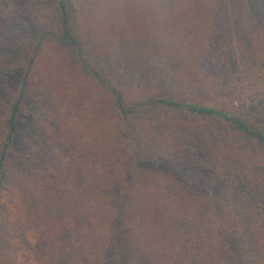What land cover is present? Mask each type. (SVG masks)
I'll return each instance as SVG.
<instances>
[{
	"label": "rangeland",
	"instance_id": "rangeland-1",
	"mask_svg": "<svg viewBox=\"0 0 264 264\" xmlns=\"http://www.w3.org/2000/svg\"><path fill=\"white\" fill-rule=\"evenodd\" d=\"M242 1L246 6L253 2ZM212 2L216 0H76L88 69L99 68L130 97L162 85L171 97L244 113L264 125V34L262 38L255 35L257 52L249 66L246 54L233 58L229 84L218 90L201 84L202 66L209 72L213 67L206 61L196 66L192 49L212 47L214 32L206 18ZM59 31L57 0H0V118L41 40L15 147L0 185V264H92L77 244L74 253L69 252L70 247L63 250L66 239L57 227L65 222L68 228L74 217L70 218L76 210L70 199L72 191L78 190L85 200L101 193H119L114 177L123 165L129 171L126 192L133 193L138 202L134 207L150 220L146 228L139 227V233L134 232L136 226L132 228L133 264H184L179 250L185 246L183 252L190 251L186 238L195 235L178 227L176 232L173 219L177 224L181 219L196 224L195 230L202 234L196 235V241L206 238L212 244L213 254L203 252L198 261L264 264V229L261 231L262 220L257 219L264 215V181L259 183L260 173L254 172L251 156V150L256 153L259 148L205 118L161 116L163 125L157 131L141 132L151 156L148 162L135 159L139 149L136 151L129 134L113 132L107 149L112 171L108 184L100 181L93 187L82 181L64 184L55 195L47 192L39 177L48 171L45 164L56 168L70 165L74 157L81 160L87 156L83 147H89L83 145L82 128L93 125L94 130L110 124L98 86L83 74L74 50L59 38ZM224 42V36L218 35V56H224L229 47ZM185 44L195 45L190 49ZM214 50H210L211 57ZM57 110L65 112L66 146L52 136L49 143L40 137L50 123L49 112ZM90 143V160L95 161L94 150L101 142ZM231 154L232 167L221 168ZM213 156H217L216 162ZM228 172L235 173V178L226 179ZM122 222L115 219L107 234L119 232ZM144 244L149 246L148 252H142ZM102 258L101 264H117L109 252Z\"/></svg>",
	"mask_w": 264,
	"mask_h": 264
},
{
	"label": "trees",
	"instance_id": "trees-1",
	"mask_svg": "<svg viewBox=\"0 0 264 264\" xmlns=\"http://www.w3.org/2000/svg\"><path fill=\"white\" fill-rule=\"evenodd\" d=\"M212 3L207 11L210 16L206 18L210 19L213 28L214 38L212 39L213 44L211 49L215 50L211 54V57V49L200 45V47L192 49V53H195L192 60H195L196 66L204 65L206 61L207 64L213 67L209 72L207 67L202 66L200 69V74L203 75L201 84L209 90H218L222 84H229L233 58L236 59L237 54L240 56L246 54L245 64L249 66L257 52L255 35H259L262 38L264 34V0H253L250 6L243 4L242 0H216V2ZM57 6L60 18L59 38L74 50L83 74L93 79L98 86L100 95L103 97L102 101L107 106L103 107L107 111L105 114L110 124H108V128L103 125L101 127L95 126L96 129L94 130L93 125H85L86 127L82 128L83 137L86 142L83 145L89 147H83V151H85L87 156H83L81 160L77 157L70 158V165L66 163L64 165H57L55 166L56 168L51 167L50 164H45L48 171L39 177L44 180L47 192H52L55 195L56 191L62 190L64 184L78 185L82 181L93 187L96 186L93 184H97L100 181L108 184L107 182H110L108 177L112 178V171L109 168L110 160L107 149L111 143L110 139L113 132L116 135L119 133L129 134L133 138L136 151L139 149L138 155L135 157L138 162L151 161V156H149L150 154L146 150L145 137H143V133L141 134V132L150 133L157 131L163 125L162 121L164 120L161 116L165 117V115H179L180 118H205L219 125L226 126L238 136L239 140L249 141L253 148H259V151L256 153L251 150V156L254 161L253 170L260 173L261 180L259 183L264 181V125L256 123L254 119L250 118V120L244 113L229 112L224 108L171 97L162 85L146 94L130 97L102 70L96 67L88 69L77 21L79 9L76 0H57ZM220 34L224 36V45L229 42V47L224 56L217 55L218 50L216 47L220 43H216V41ZM193 45L195 44H188L186 47H194ZM40 47L41 40H38L27 61L26 71L21 78L20 84L10 102L5 105V112H3L0 118V185H2L6 178V165L8 166L10 163V154L15 147L16 129L20 116L23 114L22 109L27 99V91L31 82L30 72H32L36 53ZM210 58H213V60ZM225 71H227L226 74H222ZM49 114L50 123L45 126L44 134L40 135L41 139L49 143L52 136L54 140L62 142L65 146L68 145V128L65 123V112L57 110V112H49ZM91 141H98V144L101 142L100 147L94 150L97 156L95 161L90 160V151H92ZM168 143L173 144L171 141H168ZM235 148L240 149L238 146ZM237 149L235 150L237 151ZM67 154L69 157L73 156L71 151H68ZM232 157L233 155L231 154L227 160L219 158L220 162L224 160L221 168H226V165L228 168H231L233 165ZM195 158L196 160H202L196 155ZM216 158L217 156H213V161ZM76 162L77 164L72 166ZM134 163L136 164L135 160ZM190 163L193 164V161ZM24 165L28 168L30 167L26 163ZM123 166L124 168L114 177L120 185V190L117 194L106 196L104 193H101L97 197H87L85 200L82 198L84 195L81 196L78 190L72 191L73 195L70 199L75 204L73 210L76 208L75 214L71 213L70 216V218L74 216L71 219L72 222L70 221L68 228L65 222H61L60 224L62 225L57 227L64 234L63 239H66V245L63 250L70 247L68 249L69 252L74 253L75 251H72V249L77 244L78 249H83V253L88 255L92 264H101L103 262L102 257L106 255V252H109L113 256L117 264H133L132 228L136 226L137 229L134 232L139 233V227L146 228L147 223L150 224V220L146 221L141 209L136 210L134 207L138 205V202L135 196L131 195L133 193L128 194L126 192L128 186L126 180L129 171L125 170V165ZM169 174L176 177V174H173L171 169H169ZM235 176V173L228 172L226 179H230L231 177L233 179ZM167 189L172 190L171 186ZM235 189H237L236 186L233 187V192ZM171 205L174 206L172 203ZM113 217L115 218L112 219ZM261 218L257 219L258 221L262 220V231L264 229V215ZM115 219L117 221L122 219L123 222L117 230L119 232H116L113 236H109L107 230ZM175 221L177 219H173L171 224L176 232L178 227L183 233L192 232L193 236L195 235V237L186 238L187 242L185 243L190 248L192 247V249L186 251L185 254L183 251L186 248L183 246L179 250V253H182L180 260L184 264H198L199 262L207 264L209 262L208 259L206 261H202V258L201 261L198 260L200 254L203 252L206 253V256H209L208 251L210 254H213L212 244L210 245L206 238L200 241L197 239L198 242L196 241L197 236L202 235L201 233L198 234L197 230H195L196 224L191 225V222L183 219L178 224ZM199 245L202 248H199ZM143 247L142 252H148L149 249L147 247L149 248V246L144 244ZM152 248L154 249V247ZM134 264L145 263L134 262Z\"/></svg>",
	"mask_w": 264,
	"mask_h": 264
}]
</instances>
